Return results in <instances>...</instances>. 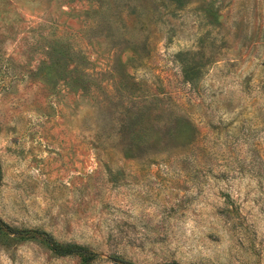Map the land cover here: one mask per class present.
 Wrapping results in <instances>:
<instances>
[{
	"label": "rangeland",
	"instance_id": "1",
	"mask_svg": "<svg viewBox=\"0 0 264 264\" xmlns=\"http://www.w3.org/2000/svg\"><path fill=\"white\" fill-rule=\"evenodd\" d=\"M0 221V264H264V0H0Z\"/></svg>",
	"mask_w": 264,
	"mask_h": 264
},
{
	"label": "trees",
	"instance_id": "2",
	"mask_svg": "<svg viewBox=\"0 0 264 264\" xmlns=\"http://www.w3.org/2000/svg\"><path fill=\"white\" fill-rule=\"evenodd\" d=\"M0 225L8 229L4 223L0 221ZM41 234L46 242V244L49 246V249L58 256H65V255H78L82 257L84 261H89L93 258L94 254L86 249L85 246L76 244V243H58L54 241L49 235H46L43 232L35 231ZM125 264H133L128 261H121ZM158 264H179L176 261H164Z\"/></svg>",
	"mask_w": 264,
	"mask_h": 264
}]
</instances>
